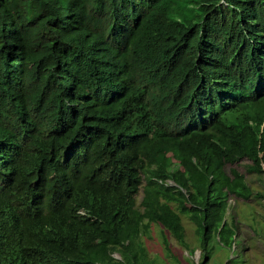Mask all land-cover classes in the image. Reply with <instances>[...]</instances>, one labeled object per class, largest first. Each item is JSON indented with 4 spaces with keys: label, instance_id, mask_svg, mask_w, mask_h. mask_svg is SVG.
<instances>
[{
    "label": "trees",
    "instance_id": "16d2710c",
    "mask_svg": "<svg viewBox=\"0 0 264 264\" xmlns=\"http://www.w3.org/2000/svg\"><path fill=\"white\" fill-rule=\"evenodd\" d=\"M93 1L0 0V264H157L143 238L189 246L183 215L207 264L230 199L264 201L227 170L264 180V0H159L118 43ZM189 78L229 98L204 128Z\"/></svg>",
    "mask_w": 264,
    "mask_h": 264
},
{
    "label": "rangeland",
    "instance_id": "374dc122",
    "mask_svg": "<svg viewBox=\"0 0 264 264\" xmlns=\"http://www.w3.org/2000/svg\"><path fill=\"white\" fill-rule=\"evenodd\" d=\"M249 163L250 161L243 160L228 165L227 170L230 167L237 168L246 175L255 192H264L263 176L248 173ZM141 199L142 193L138 196V202ZM230 202L233 207L231 209L229 207L227 218L230 222L232 219L235 220L236 228L229 241L225 240L222 243L219 236L212 241L211 246H214V251L207 264H264V201L253 197L245 201L231 198ZM182 220L189 246L178 242L168 232L162 235V227L158 225H153L151 235L143 238L150 257L156 259L157 264H195L200 261L202 251L198 248L196 225L187 215H183ZM191 248L194 249V253ZM114 255L119 257L118 254Z\"/></svg>",
    "mask_w": 264,
    "mask_h": 264
},
{
    "label": "clouds",
    "instance_id": "9594fccd",
    "mask_svg": "<svg viewBox=\"0 0 264 264\" xmlns=\"http://www.w3.org/2000/svg\"><path fill=\"white\" fill-rule=\"evenodd\" d=\"M156 1L159 0H123L119 5H116L109 0H94L90 3L91 5H93L91 6V12L93 11L92 14L94 18L98 20V24L101 22V19L110 17L114 10L115 12L118 11V13L120 11V15L115 23H111L108 25L105 23V25L109 29L113 30L111 34H108V37L111 39V42L117 41L118 43V41L123 39L127 32L131 30L130 26L136 29V24L146 13L149 12L150 7L156 4ZM160 5L162 6V3ZM164 11L166 15H168V12L165 9ZM111 44L115 46V44ZM248 67L259 70L258 74L255 76V79H253V82L254 80H256L259 83V86L257 85L255 88L257 91L261 93L264 92V55L255 58L252 62H250ZM241 73H244V70L241 71ZM222 82L227 84H233L236 81L234 79L227 78L222 80ZM183 89L184 92L187 94V101L190 104L191 108L200 113L202 111V119H199L197 122L200 128L202 126V128H204L207 124L211 123L212 121V117L209 118L210 110L208 107L216 106L217 104H219V100H222L224 102L225 100L229 99L228 97V99H226V96H222V99H218L221 97H211L208 93H206V96L204 97L203 94H201L200 92H198V90L194 88L192 80L190 78L183 85ZM229 102L230 101H227V103Z\"/></svg>",
    "mask_w": 264,
    "mask_h": 264
},
{
    "label": "bare ground",
    "instance_id": "6f19581e",
    "mask_svg": "<svg viewBox=\"0 0 264 264\" xmlns=\"http://www.w3.org/2000/svg\"><path fill=\"white\" fill-rule=\"evenodd\" d=\"M99 25H100V24H99ZM122 41H123V39H122ZM122 41H121V42H122Z\"/></svg>",
    "mask_w": 264,
    "mask_h": 264
},
{
    "label": "water",
    "instance_id": "95a60500",
    "mask_svg": "<svg viewBox=\"0 0 264 264\" xmlns=\"http://www.w3.org/2000/svg\"><path fill=\"white\" fill-rule=\"evenodd\" d=\"M199 254H200V252H199Z\"/></svg>",
    "mask_w": 264,
    "mask_h": 264
}]
</instances>
